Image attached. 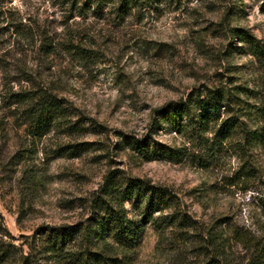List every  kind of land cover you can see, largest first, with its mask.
<instances>
[{"label":"rangeland","instance_id":"374dc122","mask_svg":"<svg viewBox=\"0 0 264 264\" xmlns=\"http://www.w3.org/2000/svg\"><path fill=\"white\" fill-rule=\"evenodd\" d=\"M95 1L0 0V242L15 256L0 264H27L24 257L46 264L39 252L55 229L103 215L97 201L110 174L168 189L195 225L184 234L192 242L169 230L163 245L148 226L133 264H206L211 252L200 243L210 229L262 237L264 148L250 157L256 176L240 179L241 161L229 145L201 168L196 160L148 162L126 138L196 149L190 136L159 126L160 112L194 93L223 90L231 100L223 118L237 113L236 103L264 107V55L241 40L253 37L264 48V0H140L125 16L119 0ZM40 90L69 115L42 137L26 124L27 105L5 98ZM252 119L249 126L259 118ZM207 138L203 146L215 144ZM74 145L89 150L74 156ZM126 209L140 218L131 201ZM229 253L232 264L250 258L241 245Z\"/></svg>","mask_w":264,"mask_h":264},{"label":"trees","instance_id":"16d2710c","mask_svg":"<svg viewBox=\"0 0 264 264\" xmlns=\"http://www.w3.org/2000/svg\"><path fill=\"white\" fill-rule=\"evenodd\" d=\"M66 1L70 2V0ZM112 1L114 0L95 2L100 5ZM119 2V13L122 16H125L136 4H140V0H119ZM241 40L248 43L254 56L264 55V48L255 38L248 36ZM2 89L5 91L4 88ZM6 97L15 103L27 105L26 124L35 136L42 137L50 129L64 125L68 120L67 109L57 98L43 90L33 96H28L23 91H11ZM224 104L229 107L231 100L223 90L214 92L208 97L194 93L186 102L170 104L159 113V126L165 124L173 133L190 136V143L195 145L196 149L158 147L156 144H149L146 140L134 142L129 138H126V145L140 153L148 162L168 160L181 164L186 160H196L201 168L209 166L204 165V162L216 160L219 153L217 147L229 145L234 148L241 161V168L236 173V177L241 179L256 176L257 167L250 163V157L252 152L264 148V107L257 105L244 107L236 103L237 113H227V117L223 118ZM254 116L259 119H255L256 123L249 126L247 119L252 121ZM68 128L76 132L74 129L76 126L72 125ZM207 135H212L215 141L211 147L203 146L210 142L208 138L206 139ZM80 147L82 145L72 146L71 149L74 151L71 154L79 156L78 154L89 150ZM100 193L97 206L103 207L104 213L94 223L84 227L58 228L43 240L39 254L46 264H133L148 226H152L159 235L160 245L167 244L166 235L169 230H175L180 236L178 241L192 242L184 237V234L195 225L179 212L178 199L168 189L150 187L141 180L124 183L117 181L116 177L110 174ZM130 201L138 208L139 219L129 217L126 203ZM231 234L232 236L227 237L225 232L218 233L213 229L206 231L200 243L202 249L211 252L206 264H232L229 252L233 244L241 245L249 252L250 258L245 264H264V229L262 237H255L252 232L243 233L238 229H232ZM195 236L197 235H193ZM175 244V241L170 243L172 253L176 252ZM10 247L11 245L0 242V260L8 262L15 258ZM174 258L178 263L179 256ZM28 261L29 257H24L22 263L28 264Z\"/></svg>","mask_w":264,"mask_h":264}]
</instances>
